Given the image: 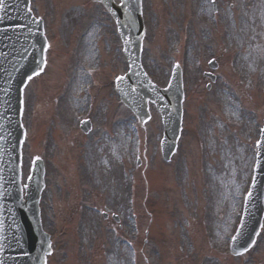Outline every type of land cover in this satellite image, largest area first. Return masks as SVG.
Wrapping results in <instances>:
<instances>
[{
  "label": "rangeland",
  "instance_id": "374dc122",
  "mask_svg": "<svg viewBox=\"0 0 264 264\" xmlns=\"http://www.w3.org/2000/svg\"><path fill=\"white\" fill-rule=\"evenodd\" d=\"M31 7L49 50L23 88L21 181L41 156L46 264H264V219L249 252L229 253L264 127V0H141L143 68L159 87L182 70L168 163L159 114L150 105L138 125L114 91L127 63L108 13L91 0Z\"/></svg>",
  "mask_w": 264,
  "mask_h": 264
},
{
  "label": "water",
  "instance_id": "95a60500",
  "mask_svg": "<svg viewBox=\"0 0 264 264\" xmlns=\"http://www.w3.org/2000/svg\"><path fill=\"white\" fill-rule=\"evenodd\" d=\"M129 7L132 14H129L127 8ZM109 10L111 11L113 17L115 18L119 33L122 37L123 44H124V53L129 61L130 64V72L127 74L123 79H119L116 83V89L121 96V99L124 103H126L129 107H131L137 115L140 116V118H144L146 113V99H150L154 101L157 105L158 110L162 114L163 118V124H164V138L162 141V148L164 152V157L167 159L169 154L172 152L176 137L178 135V129H179V103L181 98L180 93V82L179 78L176 75L171 85L166 90H158L155 88V86L151 85L146 81L144 76L142 75V69L139 62V50H140V34H141V24H140V18H139V8H138V2L137 0L129 3V5H122L120 7L116 6H109ZM126 10V11H125ZM130 17H132V22H136L139 26V32L137 35L132 36V26L130 24ZM8 21V20H7ZM16 24V25H15ZM3 26L7 28L8 34H10L9 38V56H8V62H3L4 59L7 58V56H2L0 54V62L1 65L3 64L6 68L3 72H0L1 80H0V87L2 86L3 80L7 76V84H10L14 86V90L18 91L19 87L21 86V81L23 82V73L26 71L24 69L21 72V64L24 66L26 65V61H29L28 58L25 59L26 55H30V58H32L35 54V52H41L42 45L40 41L39 34H33V42L29 44L28 41H25L24 39L21 42V37L25 36V30L28 28V24L21 22V20H9V24L5 25V22L3 23ZM2 25H0V44L5 39V32L6 30ZM137 26V25H136ZM31 31H35L33 27H30ZM17 30V32L20 35V38L15 43V34L14 32ZM22 35V36H21ZM40 43L39 49L32 50L29 49V46H32L33 43ZM20 44L22 48H18L16 45ZM1 50V47H0ZM25 53V56H24ZM28 57V56H27ZM40 56H38L39 58ZM37 58V57H36ZM15 60V61H14ZM32 64V59L30 61ZM29 64V62H28ZM27 64V65H28ZM35 64V59H33V65ZM26 65V66H27ZM32 67H30L27 71L29 73ZM27 75V74H26ZM4 83V82H3ZM18 93V92H17ZM18 98V95H17ZM14 99L9 100L8 102H2L0 103V112L3 113V115L0 117V150H2L5 146H3L4 141H7V143L11 145H15L16 141L18 140L17 135H12V128L14 127V120H13V112L16 109L15 115L17 117L18 115V109H19V103L18 101L13 105ZM7 113H12L11 115H5ZM12 125V126H9ZM261 144H264L261 142ZM259 153L257 156V164H256V172H255V179L257 180V183L255 186L258 188V191L262 189L263 185V179H264V147H258ZM8 155L6 159H11L12 154L9 149H7ZM5 156L3 153H1L0 156V166L4 164L2 159ZM42 186L41 181V170L35 169L33 171V174L31 178L29 179L27 191L29 193V197L31 199V207L35 208V204L38 198V194L40 191V188ZM14 200H17L16 198H13ZM29 206H26L28 208ZM29 213L31 212L28 211ZM32 213V212H31ZM36 219V215L34 214L33 219ZM23 219V218H22ZM29 217L25 214L23 219V233L21 234V252L25 253V256L28 258H32L31 263H28L27 260L24 261L23 264H42L44 254L48 252L47 248V242L45 241V237L43 234H40L39 225L36 226V223L33 221L32 224L29 222ZM21 221V216H20ZM243 229V225L240 227V232ZM249 235L246 236L244 239L246 242L249 239ZM46 246V248L43 246V244ZM37 243V247H36ZM43 246V247H42ZM38 248V249H37ZM44 250L40 253V249ZM15 256H17L19 253L13 251ZM27 254V255H26ZM21 255H23L21 253ZM24 259V258H23ZM21 259V262L23 261Z\"/></svg>",
  "mask_w": 264,
  "mask_h": 264
},
{
  "label": "snow or ice",
  "instance_id": "6c2138e0",
  "mask_svg": "<svg viewBox=\"0 0 264 264\" xmlns=\"http://www.w3.org/2000/svg\"><path fill=\"white\" fill-rule=\"evenodd\" d=\"M0 7H2V3H0ZM40 71H43V69H40ZM35 74L39 75V72H36ZM28 78L31 79L32 77L29 76ZM120 79H123V77H121ZM258 147H264V144H261L260 142H258ZM234 239H235V237H234ZM50 247H51V245L49 244V248Z\"/></svg>",
  "mask_w": 264,
  "mask_h": 264
},
{
  "label": "bare ground",
  "instance_id": "6f19581e",
  "mask_svg": "<svg viewBox=\"0 0 264 264\" xmlns=\"http://www.w3.org/2000/svg\"><path fill=\"white\" fill-rule=\"evenodd\" d=\"M229 111H232V109L230 108Z\"/></svg>",
  "mask_w": 264,
  "mask_h": 264
}]
</instances>
